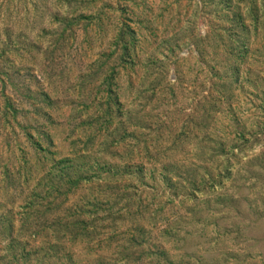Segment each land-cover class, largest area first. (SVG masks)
<instances>
[{
	"label": "rangeland",
	"instance_id": "obj_1",
	"mask_svg": "<svg viewBox=\"0 0 264 264\" xmlns=\"http://www.w3.org/2000/svg\"><path fill=\"white\" fill-rule=\"evenodd\" d=\"M0 264H264V0H0Z\"/></svg>",
	"mask_w": 264,
	"mask_h": 264
}]
</instances>
